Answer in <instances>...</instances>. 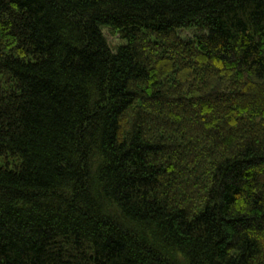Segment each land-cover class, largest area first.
I'll return each mask as SVG.
<instances>
[{
    "label": "trees",
    "instance_id": "16d2710c",
    "mask_svg": "<svg viewBox=\"0 0 264 264\" xmlns=\"http://www.w3.org/2000/svg\"><path fill=\"white\" fill-rule=\"evenodd\" d=\"M0 264H264V0H0Z\"/></svg>",
    "mask_w": 264,
    "mask_h": 264
},
{
    "label": "rangeland",
    "instance_id": "374dc122",
    "mask_svg": "<svg viewBox=\"0 0 264 264\" xmlns=\"http://www.w3.org/2000/svg\"><path fill=\"white\" fill-rule=\"evenodd\" d=\"M104 34L108 40V43L110 44L111 47L115 48L118 44H120L122 41L119 39L118 35L111 34L109 30L104 29ZM179 34L183 38H193L195 35V30L194 29H185L179 31Z\"/></svg>",
    "mask_w": 264,
    "mask_h": 264
}]
</instances>
